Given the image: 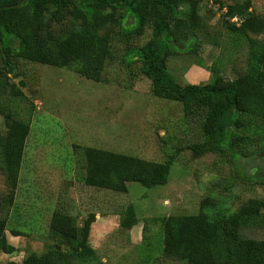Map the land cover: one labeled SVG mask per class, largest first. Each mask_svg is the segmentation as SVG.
<instances>
[{
    "label": "rangeland",
    "instance_id": "1",
    "mask_svg": "<svg viewBox=\"0 0 264 264\" xmlns=\"http://www.w3.org/2000/svg\"><path fill=\"white\" fill-rule=\"evenodd\" d=\"M235 1L201 0L200 23L205 27L196 34L197 42L179 44L167 62L178 83H206L212 76L210 68L214 67L233 79L245 68L247 47L233 46L227 29L231 23L240 25L241 20L228 18L226 6L220 8L221 2ZM249 11L263 14L264 0H250ZM77 26L79 22L69 17L54 23L58 33ZM107 30L109 26L101 32ZM118 30L119 26H115L112 34ZM151 34L152 28L146 27L142 35L131 41V46L143 45ZM258 36L264 38V34ZM112 45L113 56L97 82L71 68L33 61L24 56L25 44L14 39V72L8 81L21 89L25 98L12 96L8 84L0 104L13 116L29 122L31 132L20 183L12 206L5 211L7 238L17 250L11 254L0 252V264L9 260L21 262L30 251L45 252V245L53 243L47 235L56 209L69 211L77 225L83 224L89 213H96L89 243L103 264H140V251L147 241L156 244L147 264H183L158 251V218L196 214L207 197L212 199L214 208L227 211H237L249 199L264 197V146L259 145V152L252 147L244 155L235 153V149L195 156L189 147L205 140L202 116H186L181 102L154 96L152 82L142 73L141 62L127 55V41L115 39ZM190 45L194 46L192 51L188 50ZM0 131H5L2 113ZM87 146L155 162H164L169 155L175 159L166 184L148 188L128 181L127 191H116L85 183ZM0 195H11L1 170ZM0 204L6 206L2 198ZM129 204L134 205L139 220L125 231L120 229L119 219ZM12 228L22 234L13 236ZM244 235L264 239V228L247 227Z\"/></svg>",
    "mask_w": 264,
    "mask_h": 264
},
{
    "label": "trees",
    "instance_id": "2",
    "mask_svg": "<svg viewBox=\"0 0 264 264\" xmlns=\"http://www.w3.org/2000/svg\"><path fill=\"white\" fill-rule=\"evenodd\" d=\"M0 0V98L10 84V94L25 98L8 78L14 72L12 52L15 38L25 44L24 56L43 64L71 68L85 78L100 81L108 59L112 58L115 39L127 41V55L141 62V70L152 82V93L162 99L181 102L186 116H202L205 140L190 145L195 156L225 150L244 155L252 147L264 146V13H251L250 0L221 2L228 18L239 17L240 25L229 24L233 46L247 47L245 68L233 79L214 67L206 83H178L170 74L168 59L187 40L197 42L196 34L205 27L200 23L201 0ZM72 18L79 22L74 29L56 32L54 23ZM109 26L107 32L101 31ZM119 30L114 34V27ZM151 37L140 46H131L146 27ZM2 46V47H1ZM193 45L188 50H193ZM195 49V48H194ZM36 52V53H35ZM219 61V59H218ZM5 117V131H0V170L5 175L11 195L4 197L0 210V252L11 254L16 247L7 238L8 218L5 211L13 203L18 188L31 132L29 122L13 116L0 104ZM255 147V148H254ZM85 183L90 186L127 191L126 182L145 187L168 182L174 155L164 162L139 156L84 148ZM210 197L203 200L196 214L167 215L158 218V251L183 264H264V239L244 235L247 227L264 228V197L249 199L237 211L217 209ZM64 209L54 210L48 224L53 243L43 253L30 251L19 262L5 264H103L97 250L89 243L96 213L91 212L83 224ZM138 217L133 204L120 213L121 230L130 231ZM13 236L22 231L10 229ZM140 251V264H147L156 244L146 242ZM141 246V247H142Z\"/></svg>",
    "mask_w": 264,
    "mask_h": 264
},
{
    "label": "water",
    "instance_id": "3",
    "mask_svg": "<svg viewBox=\"0 0 264 264\" xmlns=\"http://www.w3.org/2000/svg\"><path fill=\"white\" fill-rule=\"evenodd\" d=\"M26 1H27V0H21V1L18 2L16 5H17V6H20V5L24 4ZM1 47H2V46H1Z\"/></svg>",
    "mask_w": 264,
    "mask_h": 264
}]
</instances>
